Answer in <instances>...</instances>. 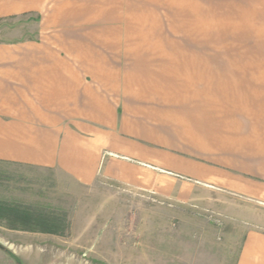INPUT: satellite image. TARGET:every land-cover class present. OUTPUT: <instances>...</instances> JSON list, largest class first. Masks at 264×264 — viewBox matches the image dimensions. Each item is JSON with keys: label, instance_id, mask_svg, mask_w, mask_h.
<instances>
[{"label": "crops", "instance_id": "obj_1", "mask_svg": "<svg viewBox=\"0 0 264 264\" xmlns=\"http://www.w3.org/2000/svg\"><path fill=\"white\" fill-rule=\"evenodd\" d=\"M163 2L0 0V21L36 18L0 40V162L171 204L264 197V76L180 52L178 6ZM234 264H264V228L246 230Z\"/></svg>", "mask_w": 264, "mask_h": 264}, {"label": "rangeland", "instance_id": "obj_2", "mask_svg": "<svg viewBox=\"0 0 264 264\" xmlns=\"http://www.w3.org/2000/svg\"><path fill=\"white\" fill-rule=\"evenodd\" d=\"M163 4L178 6L174 25L180 40L190 42L180 44V52L205 54L211 69L241 71L243 80L252 69L264 76V0ZM35 19L0 21V40L32 35ZM250 106L244 103L248 114ZM0 203L59 221L56 232H43L13 229L0 219V243L21 264H234L246 230L264 228V197L214 190L204 204H171L143 191L107 182L81 186L56 170L7 162H0ZM0 264L16 263L0 249Z\"/></svg>", "mask_w": 264, "mask_h": 264}, {"label": "trees", "instance_id": "obj_3", "mask_svg": "<svg viewBox=\"0 0 264 264\" xmlns=\"http://www.w3.org/2000/svg\"><path fill=\"white\" fill-rule=\"evenodd\" d=\"M0 219H5L13 229L56 232L58 220L43 214H37L28 208L0 203ZM58 221V222H57Z\"/></svg>", "mask_w": 264, "mask_h": 264}, {"label": "water", "instance_id": "obj_4", "mask_svg": "<svg viewBox=\"0 0 264 264\" xmlns=\"http://www.w3.org/2000/svg\"><path fill=\"white\" fill-rule=\"evenodd\" d=\"M0 249L5 251L14 261L16 264H21L20 258L9 248L5 247L3 244L0 243Z\"/></svg>", "mask_w": 264, "mask_h": 264}]
</instances>
